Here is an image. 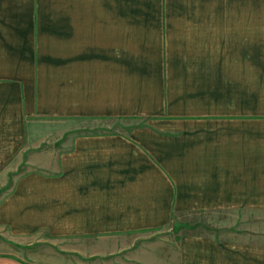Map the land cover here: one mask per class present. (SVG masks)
<instances>
[{"label":"crops","instance_id":"crops-1","mask_svg":"<svg viewBox=\"0 0 264 264\" xmlns=\"http://www.w3.org/2000/svg\"><path fill=\"white\" fill-rule=\"evenodd\" d=\"M31 118L138 124L18 175ZM9 182L0 264H264V0H0Z\"/></svg>","mask_w":264,"mask_h":264},{"label":"rangeland","instance_id":"rangeland-1","mask_svg":"<svg viewBox=\"0 0 264 264\" xmlns=\"http://www.w3.org/2000/svg\"><path fill=\"white\" fill-rule=\"evenodd\" d=\"M138 122H133L129 120H85L79 122H69L64 119H27L26 128H27V138H26V161H32L36 166L19 168L18 175L27 174L30 171L37 170L43 171L44 166L49 165L52 158H55V155H59L62 151H65V133L66 130L73 127V125L84 126L87 130L85 132L89 133H102L109 131H126L128 126H135ZM81 132V131H80ZM55 156V157H54ZM8 169H14V165L11 164ZM46 169V168H45ZM13 175V174H12ZM14 183H4L0 188V201H1V192L4 191H13ZM175 225V222L171 223L169 228H172ZM175 231H170L169 237L173 238ZM176 233V232H175ZM42 246L38 247H20L19 250L14 249V253L23 259H27L36 256L40 260L45 261V257H49V254L57 253L60 249L64 248L65 244L63 243L64 236H58L57 238H52L44 235ZM141 235H145L141 233ZM167 236V235H164ZM32 238V237H31ZM27 238V242L32 241L33 239ZM37 242V241H36ZM49 244H54L50 246ZM35 254V255H34ZM34 258V257H33ZM90 264V263H89ZM92 264H111L109 261L102 262H93ZM114 264V263H113Z\"/></svg>","mask_w":264,"mask_h":264}]
</instances>
